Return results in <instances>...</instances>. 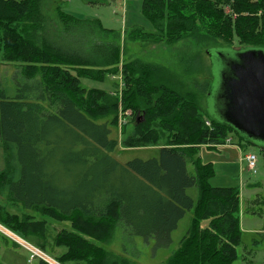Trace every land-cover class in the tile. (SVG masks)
Returning a JSON list of instances; mask_svg holds the SVG:
<instances>
[{
	"label": "trees",
	"instance_id": "obj_1",
	"mask_svg": "<svg viewBox=\"0 0 264 264\" xmlns=\"http://www.w3.org/2000/svg\"><path fill=\"white\" fill-rule=\"evenodd\" d=\"M41 1L0 0V57L3 62L18 63L15 82H25L15 93L0 91V139L8 151L7 168L0 172V194L26 210L39 208L51 218L71 223L73 231H63L54 239L56 247L67 250L55 256L63 264L128 263L87 239L104 242L115 228L153 241L156 249L168 248L173 231L188 211H194L191 226L164 264H233L242 243L239 188L213 187L209 180L214 167L203 163L199 154L202 146L225 144L228 130H234L207 111L203 115L179 112L177 104L181 106L183 98L167 95L169 89L153 84L149 77L147 87L140 88L134 77L146 71L137 69L134 62L120 69L117 45L87 47L83 39L91 21L60 7L57 11L66 25L61 36L74 31L80 38L67 46L34 35L37 27L24 24L42 25ZM195 1L190 17L185 13L186 3ZM218 2H232L234 14H240L236 23L245 24L253 36L259 34L251 32L253 24L248 22L255 18L244 15L253 10L247 0H186L181 4L179 0H142V12L156 30L163 28L166 38L178 41L189 27H196L197 17L217 21L215 15L222 13ZM262 14L257 17L264 16V10ZM35 16L38 20L34 21ZM228 19L234 31L245 36L243 29L233 26L234 18ZM162 21L166 22L163 26ZM94 24L104 32H114L105 30L99 21ZM244 47L264 49V44ZM116 74L123 76L124 88L115 97L82 83L84 79L105 82ZM138 113L146 116L135 123L139 134L131 147L153 142L142 134L146 129L153 133L152 127L170 132L169 144L151 159L120 163L115 157L118 140L112 137L113 129L126 127L131 119L134 122ZM207 120L212 129L205 125ZM163 129L160 134L166 137ZM69 185L78 189L72 192ZM193 188L198 192L196 199L189 195ZM203 220L209 221L206 227H202ZM0 224L28 242L30 236L44 237L39 224L25 225L16 216L3 221L0 214ZM100 232L106 233L105 239L97 235ZM35 246L49 252L44 244Z\"/></svg>",
	"mask_w": 264,
	"mask_h": 264
},
{
	"label": "rangeland",
	"instance_id": "obj_2",
	"mask_svg": "<svg viewBox=\"0 0 264 264\" xmlns=\"http://www.w3.org/2000/svg\"><path fill=\"white\" fill-rule=\"evenodd\" d=\"M247 1L253 4V10L244 15L255 18L254 21L248 20L253 24V27L250 28L251 32L259 33L255 36L249 31L247 32L245 24L236 23L240 14H234L232 2L230 4L218 2L217 9L222 13L215 15L219 18L217 21L197 17L196 27H189V31L178 41L166 38L162 27V31L155 29L151 21L143 15L142 0H95V3L93 0H42L40 3L42 25L39 26V23H30L29 21H26L24 25L30 27L32 24L37 27L32 31L33 34L46 36L51 41L55 40V42L69 46L73 40L80 38V36L74 31H69L68 34L64 33V36H61L66 30V25L61 20L57 10L61 7L60 10L67 14L91 21V25L85 28L87 32L85 31L83 39L88 44L87 47L95 43L117 45L120 51V69H123V64L134 62L133 64L137 69L142 72L146 71V75L140 78L139 75L134 77L139 80L140 88L146 85L145 79L149 77L153 84L167 87L169 89L167 95L176 94L183 98L182 105L177 104L179 112L196 111L203 115L208 110V106L215 102V94L212 95L211 93L217 89L216 84L219 83V72L221 71L219 68L223 62L221 59L217 60L216 53L228 47L240 51L244 46L251 43L264 44V16L257 17L263 15L264 0ZM183 2L186 0H179L180 4ZM186 5L188 10L185 13L191 17L197 2L186 3ZM228 16L234 18L233 26L237 25L246 32L245 36H239L234 31L232 22L228 21ZM33 20L38 19L35 16ZM92 21H99L105 30H114V32H104ZM165 23L162 21V26ZM141 29L145 32L141 33ZM148 32L151 34H146ZM229 32H232V35H229ZM210 55H212L211 58ZM18 66V63L3 62L0 57V91L15 93L20 85L24 86L23 80L20 81V84L15 82ZM109 68L114 67L109 66ZM123 82V76L120 74L108 76L105 82L86 79L82 81L83 86L110 91L114 97L117 90L120 92L123 90ZM144 116L146 114L138 113L134 122L131 119L126 127H122V125L113 129L112 137L118 140L115 157L120 163H127L136 159H151L159 153V149L155 148L169 144L167 135H171V133L160 127L166 131L165 137L160 134L162 132L160 128L152 127L156 133L153 131L151 133V129H146L142 131V134L145 133V136L153 142L144 145L137 142V147H131L133 137L139 134V131L134 128L135 123ZM148 127L151 128V125ZM207 127L212 129L213 126ZM228 134L230 140L233 139L235 144H242L245 149L244 152L242 151V159L237 148L232 161L221 160L219 164L215 166L213 164L215 174L209 183L213 187L239 188L242 243L237 248V258L233 264H264V149L246 143L235 131L228 130ZM156 139L157 141H155ZM226 144H231V142L226 141ZM210 146L212 145L207 147ZM248 154H254L257 158L256 173L247 167L246 156ZM211 156L216 158L219 155L212 154ZM7 161L8 151L0 139V172L6 170ZM230 162H232V170H229V166L225 165ZM191 168L189 166L190 170ZM70 187L72 192L78 189L74 185ZM197 194L196 188L189 190V195L194 199L197 198ZM0 214L3 221H6L8 217L16 216L25 225L29 223L39 224L41 226L40 233L44 237L40 235L30 236L28 240L33 245L41 246L44 244L48 246V253L52 257L67 252L63 247H56L54 239L59 237L63 231H73L70 222L51 218L39 208L26 210L21 203L11 202L1 194ZM193 214L194 211H188L179 222L178 228L173 231V242L167 248L169 253L177 248L181 239L186 235ZM208 222V220H203L201 222L202 227H206ZM0 225V233L2 234L0 236V264H38V260L30 263L29 251L11 239L21 237L13 234L10 230H8L11 232L9 234L7 228L3 224ZM97 235L102 239L106 238L104 232L97 233ZM87 239L90 243L93 242L112 255L129 261L125 264H164L168 259L166 251H163L164 253L156 252L157 249L153 241L147 242L140 237H131L128 234L120 233L117 228L110 232L104 242H96L89 237Z\"/></svg>",
	"mask_w": 264,
	"mask_h": 264
},
{
	"label": "water",
	"instance_id": "obj_3",
	"mask_svg": "<svg viewBox=\"0 0 264 264\" xmlns=\"http://www.w3.org/2000/svg\"><path fill=\"white\" fill-rule=\"evenodd\" d=\"M216 54L223 63L208 115L246 143L264 149V49L223 48Z\"/></svg>",
	"mask_w": 264,
	"mask_h": 264
},
{
	"label": "crops",
	"instance_id": "obj_4",
	"mask_svg": "<svg viewBox=\"0 0 264 264\" xmlns=\"http://www.w3.org/2000/svg\"><path fill=\"white\" fill-rule=\"evenodd\" d=\"M93 2L95 3V0H93ZM98 89H100V88H98ZM203 147H206V148H203ZM237 148H238V150L240 152V156H241L240 158L242 159V151L244 152L245 149L243 148L242 144H240V143L239 144H235L234 141H233V139H232V143L231 144H226L225 143V144H222V145H217L215 147H212L211 146V148L210 147H207V146H202L201 149H200L199 156H200L201 161L203 163H205V164H212V166L214 164V166H215L216 164H219L221 160L232 161V157L235 155ZM149 149H154V148H149ZM155 149L158 150L159 148H155ZM212 154H216V155H219V156H217L215 158V157L211 156ZM156 156H158V154ZM225 165L226 166H229V170H232V162L227 163ZM222 188H224V187H222ZM193 217H194V214H193ZM172 239H173V235H172ZM179 244H180V242H179ZM178 247H179V245L177 246V248ZM176 249H174L173 251H175ZM163 251H166L167 258H169V256L173 252V251H171V253H169L167 251V248H162L160 250L157 249L156 252L164 253Z\"/></svg>",
	"mask_w": 264,
	"mask_h": 264
},
{
	"label": "built area",
	"instance_id": "obj_5",
	"mask_svg": "<svg viewBox=\"0 0 264 264\" xmlns=\"http://www.w3.org/2000/svg\"><path fill=\"white\" fill-rule=\"evenodd\" d=\"M127 114H130V112H127ZM121 123H122V120H121ZM206 125L210 127L211 122L209 120H207ZM228 139H226V141L228 143H230V142L232 143V140H230V138H228ZM246 161H247V167L251 171L256 173V166H257L256 165L257 164L256 156L254 154H248L246 156ZM7 232H9V231L7 230ZM9 234H11V232H9ZM11 239H13L15 241V243L23 246L24 248H26L29 251V253H30L29 262L30 263L35 261V260H38V261L43 262L44 264H63L60 261H58L55 257H52L49 253H47L44 250H42L41 248L31 244L30 242L24 240L23 238H11Z\"/></svg>",
	"mask_w": 264,
	"mask_h": 264
}]
</instances>
